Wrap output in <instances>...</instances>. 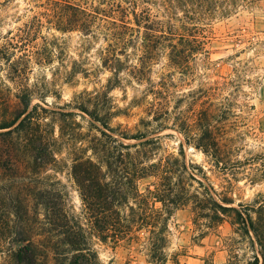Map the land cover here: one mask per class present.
I'll use <instances>...</instances> for the list:
<instances>
[{
	"label": "rangeland",
	"instance_id": "obj_1",
	"mask_svg": "<svg viewBox=\"0 0 264 264\" xmlns=\"http://www.w3.org/2000/svg\"><path fill=\"white\" fill-rule=\"evenodd\" d=\"M91 2L116 3L128 13L135 11L140 18L149 16L150 25L146 26L148 29L142 24L140 28L134 27L137 31L127 36L133 43L124 55H118L120 71L103 67L107 42L102 34L84 35L80 31L62 32L55 28L42 29V35L55 45L56 51H61L60 55L56 54L59 59L54 57L51 65L33 67L27 78L17 83L9 80L0 62V121L3 113L16 109L19 87L27 86L37 95L31 105L37 103L47 110L44 121L54 130L57 149V164H52L46 172L38 169L35 173L26 169L16 172L0 167V183L8 187L12 184L38 187L45 177H49V182L60 181L67 193L69 214L84 225L81 200L71 176L72 158L79 147L84 150L79 155H90L86 151L89 141L100 138L90 123L101 126L76 107L80 104L89 110L95 104L106 107L103 93L111 86L108 93L111 111L119 114L110 121V126L120 125L121 130L133 134L143 129L142 121L151 122L146 129H155L151 137H159L161 145L156 160L168 154L181 159V152L193 177L216 198H232L234 207L251 204L259 194L264 196V0ZM39 3L0 0V42L8 32H14L41 12ZM146 34L152 40L153 60L148 71H133V66L139 68ZM162 34L166 40L156 38ZM178 52L186 62L175 67L169 57ZM162 81H166L168 89L166 102L161 113L153 114L154 100L149 91L159 89ZM42 91H47L43 101L38 99ZM66 104L71 107H65ZM63 111L75 113L64 122L66 126L58 121L57 113ZM72 121L78 124L77 132L82 133L83 139L75 145L68 134L72 133V128H68ZM59 125L65 128L64 137L59 135ZM185 136H201L210 147L215 141L218 148L210 151H215L216 161L195 148L193 140L187 142ZM6 138L0 136V153L6 149ZM120 140L123 144L137 143ZM153 182V178L143 179L138 184L139 191L143 193ZM192 185L198 187L195 181ZM5 214L0 207V227L7 220ZM167 227L165 264H225L231 251L238 253L242 263L252 257L248 242L234 232L227 219L214 229H202L201 233L193 224L190 209L185 208L172 214ZM88 242L99 264H148L146 251L139 244L111 247L89 234ZM15 248L7 244L0 246V264H16L12 257Z\"/></svg>",
	"mask_w": 264,
	"mask_h": 264
},
{
	"label": "trees",
	"instance_id": "obj_2",
	"mask_svg": "<svg viewBox=\"0 0 264 264\" xmlns=\"http://www.w3.org/2000/svg\"><path fill=\"white\" fill-rule=\"evenodd\" d=\"M35 1L40 2L38 7L42 11L14 32H8L0 42V62L12 82L21 83L33 67L51 65L54 57L61 54L42 35L43 28L80 31L84 35L102 34L107 42L103 67L120 71L118 55H124L133 43L127 36L137 31L134 27L140 28L142 24L148 29L146 26L150 25L149 16L141 15L140 18L135 11L128 13L116 3ZM149 37L148 34L143 36L139 68L133 66V71L149 70L153 60ZM156 38L166 40L164 34ZM180 56L179 52L170 55L169 61L175 67L184 66L186 60ZM110 87L103 93L106 107L98 104L91 110L84 104L76 107L101 126L90 123L100 133V138L93 137L89 141L86 151H90V155H79L84 151L79 147L72 158L71 176L79 193L86 228L69 214L67 193L60 181L49 182V177H45L38 187L15 184L8 187L1 181L0 207L4 213L6 211L7 220L0 227V246L16 247L12 251L16 264H99L97 254L88 242L89 234L111 247L122 243L139 244L146 251L148 264H165L168 221L175 211L189 208L199 232L202 233L204 228L214 229L227 219L234 232L248 242L252 252L250 260L242 263L238 253L231 251L225 264H264V196L259 194L251 204L240 203L234 207L232 198H219L215 194L216 198L208 187L193 177L181 152V159L168 154L156 160V151L161 145L159 137H151L155 129H146L151 122L142 121L143 129L133 134L121 130L120 125L110 126V121L119 114V111H111ZM167 91L166 81L160 82L159 89L149 91L154 100L153 114L162 112ZM39 94L38 99L43 101L47 91ZM36 96L29 87H19L15 95L16 109L1 115L0 130L3 132L0 136L8 139L6 149L0 153L2 168L16 172L26 169L34 173L38 169L44 173L52 164H57L54 130L44 121L47 110L37 103L31 105ZM65 107H71V104ZM57 114L58 121L65 125L64 122L75 113L63 111ZM63 125H59L60 137H64ZM76 126L74 121L68 124V128H72V133H68L70 142L74 145L83 140ZM185 138L187 142L193 140L195 148L216 161L215 151H210L211 148L217 150L215 141L210 147L203 143L201 136ZM120 139L137 143L123 144ZM147 178H153L154 182L141 193L138 184ZM192 181L198 184L197 188H193Z\"/></svg>",
	"mask_w": 264,
	"mask_h": 264
}]
</instances>
